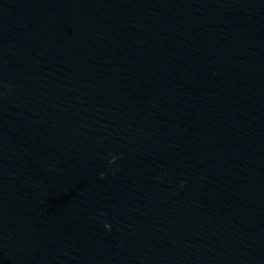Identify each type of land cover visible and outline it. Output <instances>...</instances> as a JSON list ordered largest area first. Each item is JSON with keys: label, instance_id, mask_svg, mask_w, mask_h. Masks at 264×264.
<instances>
[{"label": "water", "instance_id": "95a60500", "mask_svg": "<svg viewBox=\"0 0 264 264\" xmlns=\"http://www.w3.org/2000/svg\"><path fill=\"white\" fill-rule=\"evenodd\" d=\"M0 264H264V0H0Z\"/></svg>", "mask_w": 264, "mask_h": 264}, {"label": "clouds", "instance_id": "9594fccd", "mask_svg": "<svg viewBox=\"0 0 264 264\" xmlns=\"http://www.w3.org/2000/svg\"><path fill=\"white\" fill-rule=\"evenodd\" d=\"M109 227H110L109 224H107V223L104 224L105 229H108Z\"/></svg>", "mask_w": 264, "mask_h": 264}]
</instances>
